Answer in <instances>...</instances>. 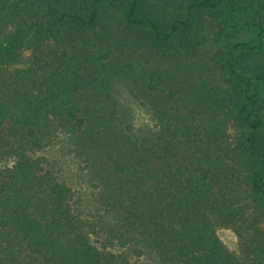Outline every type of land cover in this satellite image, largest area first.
I'll return each mask as SVG.
<instances>
[{
  "label": "trees",
  "instance_id": "16d2710c",
  "mask_svg": "<svg viewBox=\"0 0 264 264\" xmlns=\"http://www.w3.org/2000/svg\"><path fill=\"white\" fill-rule=\"evenodd\" d=\"M57 143L99 176L101 221ZM135 252L264 264V0H0V264H153Z\"/></svg>",
  "mask_w": 264,
  "mask_h": 264
},
{
  "label": "rangeland",
  "instance_id": "374dc122",
  "mask_svg": "<svg viewBox=\"0 0 264 264\" xmlns=\"http://www.w3.org/2000/svg\"><path fill=\"white\" fill-rule=\"evenodd\" d=\"M253 36L254 32L251 30L244 33L243 39H250ZM32 57L33 49L29 46L23 50L20 62L16 63L13 67H27ZM122 100L137 127L152 124V120L147 112L138 103L131 100L129 94H125ZM45 154L49 156L51 165L54 166L61 178L72 185L82 197L84 214L97 220V222L101 221V217L103 218L106 215L104 212V201L101 198L103 191L99 187V176L95 174L94 168L88 165L84 156L80 157L71 144L59 143L49 147ZM7 164H12V161H8ZM218 233L229 248L235 251L239 250V237L232 227L221 225L218 227ZM99 234H94L93 240L100 244L103 236ZM134 254L136 258H146L153 261V264H159L157 257L149 252H135Z\"/></svg>",
  "mask_w": 264,
  "mask_h": 264
}]
</instances>
